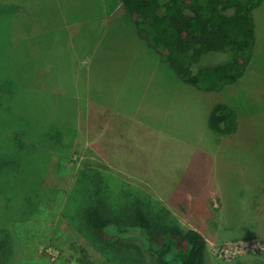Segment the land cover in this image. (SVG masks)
<instances>
[{"label":"rangeland","instance_id":"1","mask_svg":"<svg viewBox=\"0 0 264 264\" xmlns=\"http://www.w3.org/2000/svg\"><path fill=\"white\" fill-rule=\"evenodd\" d=\"M10 3L22 10L15 17L0 9V85L12 79L0 89L9 98L0 99V227L10 236L9 264H76L73 242L97 264H146L142 250L126 256L107 248L81 221L87 206L136 201L153 216L202 232L207 264H264V4L255 11L244 76L202 92L183 85L143 39L141 45L120 1L113 16L102 8L98 21L73 27L67 11L91 15L95 0H0ZM51 25L63 30L43 34L36 52L42 43L48 52L38 59L30 44ZM228 59L208 52L194 70ZM217 103L237 112L235 134L209 129ZM106 158H119L122 168L113 170ZM103 180L114 187L104 198L95 191Z\"/></svg>","mask_w":264,"mask_h":264},{"label":"trees","instance_id":"2","mask_svg":"<svg viewBox=\"0 0 264 264\" xmlns=\"http://www.w3.org/2000/svg\"><path fill=\"white\" fill-rule=\"evenodd\" d=\"M113 1L110 4V0H95L96 13L102 14L103 7L108 9L105 13H111L118 7L116 1H120L128 24L135 27L140 38L160 53L162 61L175 71L183 85L202 92L219 91L225 85L238 83L244 76L256 38L255 11L264 4V0ZM18 4H6L0 9L18 17L22 10ZM212 51L227 52L230 59L195 72L194 67L202 57ZM10 69L13 71L12 66L8 73ZM11 80H2V85L10 87ZM237 119V112L230 105L217 103L209 113L208 127L216 134L231 136L237 131ZM102 182L101 186L95 185V191H100L104 198L103 191L110 190L112 194L114 187L105 180ZM81 221L107 248L122 251L126 256L131 255L128 250L131 253L142 250L149 257L146 264H207L209 244L202 232L153 216L140 201L121 204L120 208H112L105 202L102 206H87ZM6 231L0 227V264H9L12 252ZM135 238L140 245L132 244ZM68 251L76 264H97L87 247L80 243H71ZM249 262L246 260L245 264Z\"/></svg>","mask_w":264,"mask_h":264},{"label":"crops","instance_id":"3","mask_svg":"<svg viewBox=\"0 0 264 264\" xmlns=\"http://www.w3.org/2000/svg\"><path fill=\"white\" fill-rule=\"evenodd\" d=\"M19 4H21V3H19ZM20 6H22V5H20ZM104 8V13H105V11H108V9L107 8H105V7H103ZM51 11H53V9L51 10ZM50 11V12H51ZM97 12V10L95 11V13ZM101 14V13H100ZM59 15V14H58ZM111 16H113L112 14L110 15V17ZM98 15H94V13H92L91 15H79V14H77V15H75V14H73L72 12H70V11H67V13H66V16L64 17V18H66L65 20L67 21V24L69 23V25H72V27L73 26H75L76 24H83V23H86V22H88V21H93V20H95V21H98ZM63 18V19H64ZM62 21V20H61ZM61 21L59 22V24H61ZM84 21V22H83ZM63 29H61V30H54V27H52V25L50 26V27H47V30L46 31H44V32H41V33H39V38H36V37H34L35 38V44L32 46L31 44H30V50L31 51H33L34 53H33V55L34 56H36L38 59H40L41 58V55H42V53L44 52V51H46V49H48V48H46V47H44L43 46V43H45L46 41H43V39H42V36H44L45 34H51V33H55V32H60V31H62ZM50 31V32H49ZM46 32H49V33H46ZM44 34V35H43ZM44 38V37H43ZM141 39V38H140ZM41 40V42H43L42 43V45H41V48H42V50L43 51H40V52H36V50L38 49V41H40ZM145 41V40H144ZM141 45H144V43H143V40L141 39ZM148 47V46H147ZM40 48V49H41ZM150 48V47H149ZM42 52V53H41ZM46 52H48V51H46ZM160 63H162L163 65H168L167 63H164L163 61H162V59H161V61H160ZM87 110H89V112H88V119H95L97 116H96V113H97V111H93V110H91V108L90 109H87ZM138 111H140V108H139V110ZM103 112L104 113H107V112H113V110L112 109H109V110H107V108L105 107V108H103ZM105 117H106V115L104 116L103 115V118L105 119ZM137 120H138V122L139 121H141L139 118H138V113H137ZM105 121H106V119H105ZM108 124H110V122L108 121ZM107 127L108 126H106V128L105 129H107ZM109 127H110V125H109ZM108 130V129H107ZM106 130V131H107ZM155 131H157L156 130V128H155ZM89 132H90V130H89ZM103 134L105 135V130L103 129ZM157 132H159L161 135L160 136H163V137H167V136H172L173 137V135H174V132L173 131H170L169 132V130L168 129H162V130H160V131H157ZM105 137H106V135H105ZM104 150H111L110 148H108L107 146H105L104 145ZM105 152H107V151H105ZM111 152V154H110V156L109 157H112L113 155H115V152H114V150H111L110 151ZM105 156H106V154H105ZM105 160H107L108 162H110L111 164H113V163H115V164H113V167H112V169L113 170H118L119 168H122L121 166H120V159L119 158H111V159H105ZM120 173H122V170L120 169V171H119Z\"/></svg>","mask_w":264,"mask_h":264},{"label":"clouds","instance_id":"4","mask_svg":"<svg viewBox=\"0 0 264 264\" xmlns=\"http://www.w3.org/2000/svg\"><path fill=\"white\" fill-rule=\"evenodd\" d=\"M261 247V246H260Z\"/></svg>","mask_w":264,"mask_h":264}]
</instances>
